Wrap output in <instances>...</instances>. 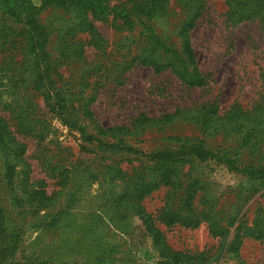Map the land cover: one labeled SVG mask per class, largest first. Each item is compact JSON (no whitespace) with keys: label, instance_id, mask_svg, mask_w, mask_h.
I'll list each match as a JSON object with an SVG mask.
<instances>
[{"label":"rangeland","instance_id":"374dc122","mask_svg":"<svg viewBox=\"0 0 264 264\" xmlns=\"http://www.w3.org/2000/svg\"><path fill=\"white\" fill-rule=\"evenodd\" d=\"M31 1L37 7L41 4V0ZM122 1L109 0L108 6L111 9ZM197 1L169 0L150 19L149 25L167 44L176 46L182 23L194 12L198 13L189 39L207 86L185 90L168 72L154 74L148 68H133L118 86L101 81L90 105L98 125L131 130L142 115L152 118L177 111L185 114L212 104L219 107V114L223 116L234 105L250 110L264 98V26L257 21L231 23L224 0ZM68 17L60 10L47 9L39 20L44 25L53 22L59 30L64 26L61 21ZM94 25L107 43L106 56L116 46L137 40L136 33L122 28L112 14ZM84 37L78 36L75 41L83 42ZM55 44L53 35L50 50ZM84 50L86 60L62 64L55 79L73 90L76 99L81 90L89 94L94 86L90 85L95 80L93 70L98 71L104 65L95 50L86 46ZM11 100L17 101L24 109L22 112L32 115L30 120L35 125L31 131L19 127L20 110L6 105ZM190 117H177L164 126L136 128L130 143L139 151L151 153L174 149L197 139L213 150H228L240 165L264 164L263 148L254 141L241 145L242 131H234L236 126L221 121L214 130L205 129L191 122ZM0 122L14 143L22 146L15 156L7 158V150H2L0 155V264L160 262L153 236L145 227L146 218L131 210L156 217L169 189L161 187L128 207L118 203L120 183L110 181L111 172L106 173V182L101 183L102 175L93 179L80 171L87 160L94 163L92 168L99 162L113 167L115 160L127 176H137L140 163L134 153L114 152L115 155L105 154L106 157L100 158L103 148L96 144L88 146V152L83 153L76 130H71L52 113L38 92L12 98L10 93L0 91ZM95 155L99 157L93 161ZM199 166L184 165L181 172L183 175L204 173L210 178L209 195L216 199L215 212L220 224L230 226L225 240L230 243L240 223L245 228L251 227L258 216H264V181L245 180L222 165ZM35 191L37 195L32 197ZM156 225L173 251L207 254L213 257L209 264H264V240L245 238L238 252L235 249L225 252L222 240L212 237L204 224L197 230L166 228L157 222Z\"/></svg>","mask_w":264,"mask_h":264},{"label":"trees","instance_id":"16d2710c","mask_svg":"<svg viewBox=\"0 0 264 264\" xmlns=\"http://www.w3.org/2000/svg\"><path fill=\"white\" fill-rule=\"evenodd\" d=\"M224 1L228 6V18L231 23L257 21L264 26V0ZM108 2L109 0H41L40 6L37 7L31 0H0V91L10 93L12 98H22L30 91L40 93L52 113L67 127L72 128L71 130H76L83 145V153H87V147L93 144L103 148L100 158L106 157L105 154L115 155L114 152H122L125 155L134 153L140 163L137 176H127L117 167L119 164L115 160L113 167L99 162L96 168H92L94 163L87 160L80 170L93 179L102 175L101 183L106 182V173L111 172L110 181L120 183L117 195L119 204L135 206L159 188L169 189L163 207L156 217L131 210L140 218H146L145 227L153 236V245L160 256L158 264H209L213 257L204 253L173 251L165 243L156 222L166 228L179 227L187 230H197L204 224L212 237L222 240L225 252L228 249L238 252L241 240L245 238L263 241L264 216H258L251 227L245 228L240 223L235 229L238 232L234 239L225 243L230 226L221 225L217 219L216 199L209 195L212 186L210 178L204 173L190 172L183 175L181 168L191 164L222 165L245 180L264 181V164L240 165L238 158L228 150H213L197 139L174 149L167 148L151 153L137 150L130 141L136 134V128L149 125L164 126L177 117L186 119V115H189L191 122L205 129L214 130V126L221 121L228 126H236L234 131H242L241 145L250 141L259 143L264 155V98H260L250 110L234 105L223 116L219 114V107L212 104L199 106L195 111L185 114L177 111L174 114L152 118L142 115L135 121L136 126L131 130L121 126L103 128L98 125L93 120L90 105L95 100V92L101 81L118 86L124 75L133 68H148L154 74L168 72L185 90L203 89L207 86V79L199 70L189 39V32L194 28L198 16L197 12L182 23L177 33L178 44L172 46L161 39L149 25L150 19L162 10L169 0H124L111 9ZM47 9L60 10L62 14L69 16L61 21L63 28H54L53 22L48 25L41 23L39 17ZM108 13L120 22L122 28L135 32L137 40L116 46L113 54L106 56L107 43L96 31L94 23L103 20ZM53 35L56 47L50 50ZM83 35V42L75 41V38ZM85 46L95 50L103 58L104 65L98 71L93 70L95 80L90 84L94 86L89 94L86 95L84 90H81L78 93L79 98L76 99L77 94L73 93V90L58 84L55 79L59 77L57 69L62 64L86 60ZM99 72L100 75L97 76ZM6 105L10 109L20 110L17 117L19 127H27V130L31 131L35 125L30 120L32 115L26 111L22 112L24 109H21L15 100ZM20 147L22 146L14 143L11 134L0 122V155L2 150H7V158L15 156ZM98 157L99 155H95L93 161ZM35 195L36 191L32 197ZM127 206L124 208L127 209Z\"/></svg>","mask_w":264,"mask_h":264}]
</instances>
